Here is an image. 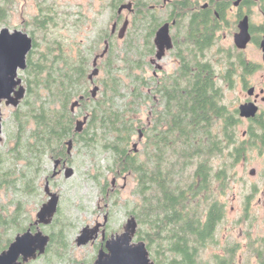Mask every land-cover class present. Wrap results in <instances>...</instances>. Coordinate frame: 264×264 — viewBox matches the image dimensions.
I'll list each match as a JSON object with an SVG mask.
<instances>
[{
    "label": "trees",
    "instance_id": "1",
    "mask_svg": "<svg viewBox=\"0 0 264 264\" xmlns=\"http://www.w3.org/2000/svg\"><path fill=\"white\" fill-rule=\"evenodd\" d=\"M152 1L108 0L111 20L124 3L132 2L137 12L135 29L130 26L120 38L123 45L107 29L89 45L60 36V25H68V13L57 0H38L39 13L24 22L33 49L22 72L26 95L12 112L14 131L0 151V252L32 225L27 203L40 190L43 156L70 160L66 143L72 139L74 147L82 143L109 152L108 169L115 176L129 173L135 178V204L128 214L136 217V238L145 241L153 264H235L233 244L225 247L224 255L202 254L208 244L218 242L217 229L226 213L212 189L215 183L223 190L227 187V165L216 171L212 160L231 145L232 116L220 104L210 75L183 78L185 88L182 82L166 85L160 91L163 105L158 111L157 91L144 87L152 83L145 73L154 53L150 40L154 14L147 8ZM17 5L18 0H0V28L8 24ZM141 9L143 17L138 15ZM90 20L81 18L71 27L83 28ZM106 40L109 49L99 58L100 72L92 80V56L102 53ZM92 85L99 86L96 97ZM76 100L79 105L72 110ZM219 115L225 117V126L217 122ZM85 116L87 123L76 132L77 121ZM136 138L142 145L137 150ZM104 181L102 194H115L110 182ZM14 193L22 200L14 199ZM63 216L59 209L42 264H55L58 258L74 261L64 223L59 222ZM41 256L24 264H34Z\"/></svg>",
    "mask_w": 264,
    "mask_h": 264
},
{
    "label": "flooded vegetation",
    "instance_id": "2",
    "mask_svg": "<svg viewBox=\"0 0 264 264\" xmlns=\"http://www.w3.org/2000/svg\"><path fill=\"white\" fill-rule=\"evenodd\" d=\"M150 9L154 53L143 71L148 75L151 69L152 83L144 87L157 91L154 100L160 111V91L166 85L210 75L220 104L232 116V142L221 158L230 160L222 166L232 172L234 263L264 264V0H157ZM138 12L143 17L144 11ZM119 22L115 20L117 30H111L114 36L124 23ZM165 24L173 46L157 59L158 33ZM225 120L217 116L224 126Z\"/></svg>",
    "mask_w": 264,
    "mask_h": 264
},
{
    "label": "rangeland",
    "instance_id": "3",
    "mask_svg": "<svg viewBox=\"0 0 264 264\" xmlns=\"http://www.w3.org/2000/svg\"><path fill=\"white\" fill-rule=\"evenodd\" d=\"M156 1L153 0L150 2V5L155 4ZM107 2L108 0H57L61 10L68 13V20L66 22L68 25L63 26L61 24L58 34L70 40L78 39L80 42H85L87 43L86 45H89L93 37H97L100 33V30L107 29L111 33L115 20H119V25H122L125 18L128 17L131 19V31L132 27L135 29L132 22L137 12L132 13L125 9L119 15L117 8L115 18L111 20L113 12L108 8ZM150 5L148 4V9H150ZM37 13H39L38 0H18L16 9L8 18V24L2 25L1 28L8 26L11 29L17 28L24 30V22ZM87 17L91 18L90 23L86 24L83 28L80 27L77 29L73 25L71 27V24H74L75 21H81V18L87 19ZM26 32L29 33V31ZM114 40L118 41L120 45H123V39H120L118 35H115ZM104 46L105 42L101 45L102 50ZM149 58L150 56L147 61ZM92 59H94L93 56ZM168 61L169 59L165 60L164 63L166 64ZM151 73V69H148L147 76L150 77ZM123 76L125 77V74ZM21 77L23 78L22 72ZM91 88H93V85ZM230 97L231 95L228 94L227 100ZM1 108L4 132L3 140L0 142V151L4 150V144L8 135L14 131L12 112L16 107L6 105L3 102ZM80 118L83 119L82 117ZM142 118H147L146 110L142 112ZM136 141L138 143V139ZM66 144L68 146V142ZM138 148H142V145L139 144ZM69 156L70 160H65V163L57 164V166L55 159L49 154L43 156V168L38 179L41 185L40 190L31 196L27 203L28 210L33 219L30 222L33 224L36 221L41 207L50 199V195L45 191V186L48 177L52 176L50 179V187L53 192L59 195V209H62L64 214L59 222L64 223L63 228L65 229L66 238L71 248L69 254L74 259L73 262H70L66 259L58 258L55 260L58 261L55 264H94L100 249L103 247H99V245L105 242L102 239L103 231L106 232V239L116 236L124 232L128 219L133 216L129 215L128 212L135 204L133 191L136 186V180L129 173L117 177L109 171L108 166L112 162V156L109 152H103L98 147H89L82 143L76 144L75 147L73 145L72 154ZM224 163L228 164L230 160L227 158L224 159V157L221 158L220 155L212 160L213 167L216 171H219ZM67 168H72L74 171L70 177L65 176ZM54 171H57L56 176H53ZM227 173V187L225 190L221 188L219 183H215L212 189V192H215L221 202L224 203L226 213L217 229L216 240L218 242L208 244L206 250L202 252L205 258L214 254L224 255L225 247L233 244L236 239L237 229L235 228V217L237 214L232 208L235 204L233 200L232 172L228 170ZM106 179L111 184L109 185L111 192L114 191L115 194H108V192L106 195L102 194L101 185ZM12 197L22 200L18 193H14ZM115 199H118V201L115 202ZM53 222L48 225L41 224L39 226L44 233L50 235V227L52 229ZM98 224L101 225L99 228V238L86 245H78L77 238L81 235L84 228L87 226L95 228ZM36 227V225H33V231H36ZM134 241H139L136 236ZM43 259V257L38 259L34 264H42Z\"/></svg>",
    "mask_w": 264,
    "mask_h": 264
},
{
    "label": "water",
    "instance_id": "4",
    "mask_svg": "<svg viewBox=\"0 0 264 264\" xmlns=\"http://www.w3.org/2000/svg\"><path fill=\"white\" fill-rule=\"evenodd\" d=\"M125 9L132 11L133 3H124L118 8L121 14ZM117 23L112 26V32L117 30ZM129 27L127 18L118 31V37L124 38ZM157 43L160 46L157 59H161L168 49L172 48V39L169 34V24H165L158 33ZM106 46L102 53L97 55L93 61V71L90 79H94L100 72L98 60L105 56L109 49V42L106 40ZM33 49V38L22 29H11L4 26L0 30V142L3 140V116L1 105L17 107L26 95V85L24 84L21 72L27 68V58ZM99 86L92 89L93 96L96 97ZM79 105V100L72 103V110ZM88 117L77 121L76 132L83 130ZM142 137V134H141ZM74 142L68 141V153L72 154ZM135 150L138 149V143L134 144ZM59 160L56 161V166ZM57 168V167H56ZM72 168H67L65 176L70 177L73 174ZM57 175L54 171L53 176ZM45 191L50 195L48 202L44 203L37 214L36 221L31 227L23 233L16 235L10 246L0 252V264H24L37 259L46 252L50 242V235L44 233L40 228L41 224H51L59 209V195L51 190L50 180L47 179ZM36 225V231L32 226ZM98 224L95 228L87 226L77 238L78 245H86L99 238ZM138 222L135 216H131L125 226L124 232L106 239V232L103 231L102 239L105 241L98 253L94 264H153L151 253L143 240L134 241L137 232Z\"/></svg>",
    "mask_w": 264,
    "mask_h": 264
}]
</instances>
